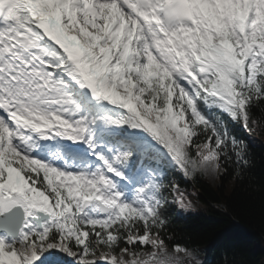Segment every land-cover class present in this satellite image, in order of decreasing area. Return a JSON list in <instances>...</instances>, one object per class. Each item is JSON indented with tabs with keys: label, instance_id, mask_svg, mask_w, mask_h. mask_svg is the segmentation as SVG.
<instances>
[{
	"label": "snow or ice",
	"instance_id": "1",
	"mask_svg": "<svg viewBox=\"0 0 264 264\" xmlns=\"http://www.w3.org/2000/svg\"><path fill=\"white\" fill-rule=\"evenodd\" d=\"M262 125L264 0H0V264H201L169 176Z\"/></svg>",
	"mask_w": 264,
	"mask_h": 264
},
{
	"label": "trees",
	"instance_id": "2",
	"mask_svg": "<svg viewBox=\"0 0 264 264\" xmlns=\"http://www.w3.org/2000/svg\"><path fill=\"white\" fill-rule=\"evenodd\" d=\"M235 132L248 146V165L243 172L238 174L235 166H229L216 173V183L202 174L193 182L179 173L169 176L189 196H193V188L204 203L197 210L180 209L178 213L171 206L168 212L176 242L207 249V260L201 264H264V125L252 133L236 126ZM208 200L224 203V210L210 206ZM255 247L259 249L254 251ZM46 264L65 263L51 259Z\"/></svg>",
	"mask_w": 264,
	"mask_h": 264
},
{
	"label": "rangeland",
	"instance_id": "3",
	"mask_svg": "<svg viewBox=\"0 0 264 264\" xmlns=\"http://www.w3.org/2000/svg\"><path fill=\"white\" fill-rule=\"evenodd\" d=\"M204 176H206L211 182L213 183H216V173H203ZM191 193L193 194V196H189V199L191 200L192 203V207L189 209V210H195V208L197 206H199L201 203H196L198 201V198L196 197V193H195V190L192 188L191 189ZM259 248L258 247H255L254 250L257 251ZM195 250V254H198L199 253V250L198 249H194ZM54 258L56 259H61V253L60 252H55L53 251L52 255ZM50 256V257H51ZM49 258V257H48ZM66 262H69L70 263V259L66 256Z\"/></svg>",
	"mask_w": 264,
	"mask_h": 264
}]
</instances>
